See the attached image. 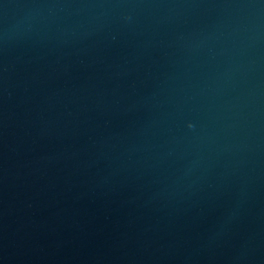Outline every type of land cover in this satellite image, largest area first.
Here are the masks:
<instances>
[{
    "label": "water",
    "instance_id": "1",
    "mask_svg": "<svg viewBox=\"0 0 264 264\" xmlns=\"http://www.w3.org/2000/svg\"><path fill=\"white\" fill-rule=\"evenodd\" d=\"M0 264H264V0H0Z\"/></svg>",
    "mask_w": 264,
    "mask_h": 264
}]
</instances>
